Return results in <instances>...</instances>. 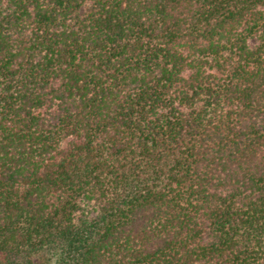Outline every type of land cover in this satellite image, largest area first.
<instances>
[{"label": "trees", "instance_id": "trees-1", "mask_svg": "<svg viewBox=\"0 0 264 264\" xmlns=\"http://www.w3.org/2000/svg\"><path fill=\"white\" fill-rule=\"evenodd\" d=\"M0 264H264V0H0Z\"/></svg>", "mask_w": 264, "mask_h": 264}]
</instances>
